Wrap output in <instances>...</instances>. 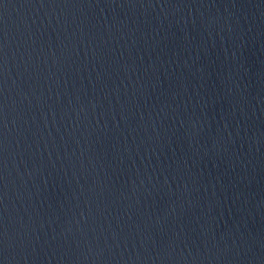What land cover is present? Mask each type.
Segmentation results:
<instances>
[{
	"label": "water",
	"instance_id": "obj_1",
	"mask_svg": "<svg viewBox=\"0 0 264 264\" xmlns=\"http://www.w3.org/2000/svg\"><path fill=\"white\" fill-rule=\"evenodd\" d=\"M0 264H264V0H0Z\"/></svg>",
	"mask_w": 264,
	"mask_h": 264
}]
</instances>
